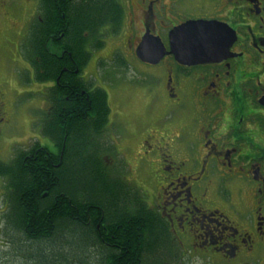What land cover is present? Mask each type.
I'll list each match as a JSON object with an SVG mask.
<instances>
[{
	"label": "flooded vegetation",
	"instance_id": "1",
	"mask_svg": "<svg viewBox=\"0 0 264 264\" xmlns=\"http://www.w3.org/2000/svg\"><path fill=\"white\" fill-rule=\"evenodd\" d=\"M44 7V0H0V169L10 161L27 167L41 152L57 167L65 147L41 131L43 122L55 131V118L67 116L71 98L61 94L57 80L34 77L30 40L51 18ZM128 8L125 30L123 7L119 27L110 22L95 33L83 31L84 50L91 57L104 35L124 32L115 48L119 62L132 59L143 68L134 66L136 114L124 116L111 105L110 86L96 66L89 69L90 57L74 71L86 100L104 93L98 133L85 143L96 147L103 181L133 192L159 224L166 251L159 264H264V0H133ZM196 19L220 23L215 43L224 49L218 54L187 64L172 54L155 64L137 58L144 33L168 51L170 30ZM61 38L43 36L42 52L60 57ZM38 85L43 99L37 108L17 110L18 88ZM82 93L74 94L77 101ZM37 122L39 131L31 135ZM68 126L65 120L60 128L67 133ZM7 173H0V197L9 210ZM3 240L9 253L0 251V262H14L16 251Z\"/></svg>",
	"mask_w": 264,
	"mask_h": 264
},
{
	"label": "trees",
	"instance_id": "2",
	"mask_svg": "<svg viewBox=\"0 0 264 264\" xmlns=\"http://www.w3.org/2000/svg\"><path fill=\"white\" fill-rule=\"evenodd\" d=\"M44 2L51 18L32 33L34 77L37 82L57 80L61 94L71 98L67 116L55 118V131L47 130L45 122L41 131L58 145L65 141V147L55 159L57 167L50 165V158L43 160L42 152L39 162L27 165L31 168L16 161L2 164L0 173L8 172L12 187L4 234L15 251L37 264H45L46 257L49 264H159L166 256L159 224L133 192L103 181L96 147L85 146L98 133L104 93L98 90L99 98L86 100V86L74 73L90 57L83 31L95 33L96 27L110 22L119 27L124 9L118 0ZM60 33L62 55L44 54L42 37ZM81 89L77 101L74 94ZM65 120L67 133L60 128Z\"/></svg>",
	"mask_w": 264,
	"mask_h": 264
},
{
	"label": "rangeland",
	"instance_id": "3",
	"mask_svg": "<svg viewBox=\"0 0 264 264\" xmlns=\"http://www.w3.org/2000/svg\"><path fill=\"white\" fill-rule=\"evenodd\" d=\"M133 0H121V3L125 9V16L123 25L124 27L122 30H125V27L128 22V13H129V4ZM177 9H180L181 6L178 3L176 5ZM124 32L118 33L116 35H104V43L101 48L92 51V55L90 60L88 61L89 69H93L96 66V70L98 74L103 75L106 79V84L110 86V95H112V103L111 105L116 108V110H120V112L125 116H133L138 111L139 105H137L138 100V87L135 86L134 82L137 80V73L134 66L138 67L139 69H143L141 65L135 62L132 59H127L126 63H120L118 58L120 56L119 50L115 49L121 45V35ZM94 52V53H93ZM96 61V62H95ZM97 64V65H96ZM92 70V73H94ZM120 97L122 98L120 100ZM42 98V88L40 85L30 87H19L18 92L14 97V104L17 107V110L24 111L23 109L29 108H37L39 101ZM123 107V109H122ZM40 123H34L30 129L31 135L35 133L34 130L38 129L39 131ZM40 133V132H39ZM36 139V138H35ZM123 170H125V166L123 165ZM126 171V170H125ZM143 195V192L140 191ZM3 198L0 197V229H4L5 224V214L7 213V207L3 206ZM6 230V229H5ZM7 232V230L5 231ZM2 232V233H5ZM6 234V233H5ZM8 238V236H4ZM3 236L0 237V251L3 253H9V248L6 247L5 240ZM15 252V251H14ZM14 262H11L7 259H3L0 264H37L34 263L32 260L27 258H23V256L16 251L15 253ZM50 263V259L46 257L45 264Z\"/></svg>",
	"mask_w": 264,
	"mask_h": 264
},
{
	"label": "water",
	"instance_id": "4",
	"mask_svg": "<svg viewBox=\"0 0 264 264\" xmlns=\"http://www.w3.org/2000/svg\"><path fill=\"white\" fill-rule=\"evenodd\" d=\"M218 24L214 20L196 19L175 25L168 33V51L164 49L161 39L146 32L135 49L136 56L141 62L152 64L165 54H172L175 60L183 64L204 61L224 49L215 43Z\"/></svg>",
	"mask_w": 264,
	"mask_h": 264
}]
</instances>
